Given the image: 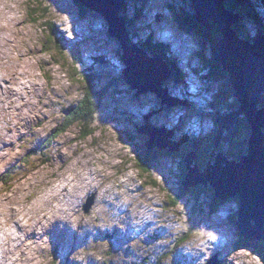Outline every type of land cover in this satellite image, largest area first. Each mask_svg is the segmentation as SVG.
I'll list each match as a JSON object with an SVG mask.
<instances>
[{
	"label": "rangeland",
	"instance_id": "obj_1",
	"mask_svg": "<svg viewBox=\"0 0 264 264\" xmlns=\"http://www.w3.org/2000/svg\"><path fill=\"white\" fill-rule=\"evenodd\" d=\"M243 1L225 3L239 13ZM174 3L182 0H127L120 10L133 43L147 35L163 43L161 60L176 61L184 75L164 86L189 105L160 109L154 93L127 87L120 44L101 14L82 11L75 0H0V74L9 92L3 95L13 101L12 126L0 111V135L12 129L0 152L5 264H204L216 253L220 264H264L255 250L235 245V200L213 211L205 190L182 188L179 156L158 154L147 172L137 163L143 139L136 127L145 120L175 127L174 137L188 134L193 146L212 128L209 103L218 87L203 76L196 39L170 16ZM99 56L113 64L106 74L94 67ZM85 69L113 86L98 101L90 135L72 121L86 98L79 79ZM7 228L21 245L9 246Z\"/></svg>",
	"mask_w": 264,
	"mask_h": 264
},
{
	"label": "water",
	"instance_id": "obj_2",
	"mask_svg": "<svg viewBox=\"0 0 264 264\" xmlns=\"http://www.w3.org/2000/svg\"><path fill=\"white\" fill-rule=\"evenodd\" d=\"M75 1L105 18L108 34L120 44L123 80L134 95L154 93L160 109L189 105L164 86L171 82L172 72L162 57L128 43L125 16L119 12L125 7L124 0ZM170 8V16L179 28L196 39L194 49L207 64L208 71L216 72L217 92L226 93L230 86L237 104L233 108L210 111L216 129L209 158L201 167L196 151L187 150L182 160L186 171L180 180L181 186L184 189L209 186L214 197L222 201L236 197V234L248 243H264V33H257L253 20L245 16L244 26L252 30H248L252 38L240 36L234 26L242 23V13L231 10L225 0H182V3L170 4ZM242 118L249 124L246 150L238 158H229L218 148L224 134ZM136 128L146 137L147 150L180 152L189 139L188 134L173 138L175 127L168 131L165 126L144 123ZM89 204L85 203V211ZM204 264H220L217 253L209 256Z\"/></svg>",
	"mask_w": 264,
	"mask_h": 264
},
{
	"label": "trees",
	"instance_id": "obj_3",
	"mask_svg": "<svg viewBox=\"0 0 264 264\" xmlns=\"http://www.w3.org/2000/svg\"><path fill=\"white\" fill-rule=\"evenodd\" d=\"M126 1L127 0H125V5H126ZM76 3L80 6L82 11L88 10L87 7L83 6L82 4H80L78 2H76ZM236 7H235L236 10L238 9L240 11V13H242V15H241L242 23L239 22L237 24V26H234L235 30L239 33L240 36H243L246 38H249V37L252 38L249 35L248 30L244 26V17L245 16H248L249 18H251L253 20V22L256 26L257 33H259V32L264 33V0H244L243 3H241V4H239L237 2ZM122 14H123V12H122ZM133 35H134V33H133ZM133 35L130 34V36H129V38H131V40L129 39V41H128L129 44L133 43V39H132ZM135 35H137V33H135ZM153 36H154V34L152 35V37ZM147 38H148V35H147V37L145 36L144 38L140 37V38H138V41H140L141 44L139 42H137V43L139 45H142L143 47L149 46L151 49H152L151 45L154 46V49H152V50L159 52L163 57L164 56L163 46H166V45H164L162 43L163 46L158 47V46L154 45L153 42L150 45L149 42L147 43ZM143 40H145V41H143ZM118 52L120 54V46L119 45H118ZM170 64H171V69H172V76L175 77L174 79H172L173 82L175 83V82H178L179 80L184 81L185 80L184 75L182 73H180L181 70L178 68L176 61H173ZM204 64L206 67V72L203 73V76L206 79H208V81H211L213 84L216 81V79H215L216 72H214V73L211 71L209 72L208 68H207V64L205 62H204ZM96 66L98 67V69H100L102 74H106L107 71H110L112 69L113 64L111 62H109L108 59L100 58V56H99L95 60L94 67H96ZM173 66H175V69ZM189 69L191 71L195 70L192 67H190ZM90 70L91 69L82 70L83 73H82L81 78H79V79L83 82L82 88H83L84 93L86 94V98L77 107V109L74 112V116L72 117L73 122H75V123L80 122V128L83 129L87 135H90L93 133L92 131L87 130V129H89L91 126H93L97 122V119H96L97 118V110L100 107V105L98 104V101L100 99L103 100L109 94H113V92L111 91V88L113 87L112 83H110L109 80L103 81L102 78H100V77L95 81L94 76L99 74V73L94 72V71L91 73ZM117 70H118V67H117ZM178 70H179V73L177 72ZM186 74L188 75V70H187ZM90 75H93V76H90ZM99 82L102 83L101 86H97V83H99ZM217 91L218 90L216 89L214 92V95L211 94V96L213 95V98H212V101L209 103L210 106L213 107V110L218 109L219 107H220V109L221 108L224 109L226 107L233 108L237 105L236 100L232 96V90H231L230 86H229V90L226 93L220 94V92H217ZM207 103H208V101H207ZM219 103H221V105ZM152 110H153V107H152ZM213 110H211V112ZM68 113H71V116H72L73 110L69 109ZM211 115H212L211 117L213 119V113H211ZM149 122L150 121L145 120V123H149ZM212 122H213L212 127L214 126V128H210L211 131H209V133H207V135H206L205 140L207 141V144L205 145V147H206L205 149L202 147H198V145L193 146V144L188 142V144L186 143V146L184 147L183 151H180V152H169L168 150L158 151L156 149L155 150H147L144 146V142L146 140V137L139 133V135L143 139V143L141 142L140 144H138L140 147L139 146L136 147L137 151H138L137 157L139 160L137 159V163H138L139 167L146 172L150 171L149 165L153 160H155V158L158 156V154L159 155L164 154V155H168V156H179L180 160L182 162L183 157H184V153L187 150H190L191 148H193L196 151V154L198 156L197 161H198L199 165L201 167H203L209 158V152L211 151L212 146H213L211 139H212L213 134L215 133V129H216L215 126L216 125H215L214 119ZM248 135H249V125L242 118L238 125L234 126L230 131H228L224 134L219 147H220V149H222L224 151V153L228 157L238 158L240 156V154L242 152H245V150H246L245 142L248 138ZM199 140H200V138H199ZM180 166L182 167V172L180 173V177L182 178V176L185 174L186 170H185L184 164L182 165V163H181ZM201 189L205 190L209 196H212V201H210L209 204H210L211 208L213 209V211H217L216 208H217L218 204L220 205V204L224 203V201L228 200V199H226V200L222 201V200L215 198L213 195V190L209 186L204 187L202 185H199L195 188H191V190H193L195 193L200 192ZM236 202L238 204V199ZM235 218H236V212H235V215L233 216L234 224H235ZM237 233H238V231H237ZM235 245H239V247H241V248H251L252 250H255V252H257L261 258L264 257V243H262V242L248 243L241 236H238V241L236 242Z\"/></svg>",
	"mask_w": 264,
	"mask_h": 264
},
{
	"label": "bare ground",
	"instance_id": "obj_4",
	"mask_svg": "<svg viewBox=\"0 0 264 264\" xmlns=\"http://www.w3.org/2000/svg\"><path fill=\"white\" fill-rule=\"evenodd\" d=\"M120 12V11H119ZM130 36V34H128V37ZM138 38H140V37H138ZM130 40H131V38H129ZM152 44V42L150 43V45ZM130 45H135V46H137V40H134V43H131ZM151 47H152V49H154V46H152L151 45ZM155 51V50H154ZM164 60H165V58H163ZM165 62H166V64L168 65V68L170 69V71L172 72V69H171V62L170 61H167V60H165ZM173 65V64H172ZM174 67V69H175V66H173ZM15 72V71H14ZM177 72H179V71H177ZM14 75V74H13ZM1 74H0V84L2 83V85H0V111H1V113H2V115L5 117V119L7 120V124L9 125V123H11V126L13 125V122H11L12 121V119L10 118L12 115H11V113H10V109L12 108V102L13 101H11V98L10 99H5V97H4V95L3 94H7V93H9L8 91H5V90H3L4 89V83H5V81H3L2 80V78H4V77H2L1 78ZM20 95V94H19ZM12 96H13V92H12ZM14 97V96H13ZM177 107V106H176ZM151 121H152V119H150ZM144 121V120H143ZM154 124V123H153ZM17 126V125H16ZM9 127H10V125H9ZM12 129L11 128H9L8 129V131H7V133L6 134H1L0 135V145L2 144V146H0V152H1V150L2 151H4V147L6 146V141H7V136L12 132L11 131ZM175 136V135H174ZM173 138H175V137H173ZM233 200V199H232ZM15 216H17V214H13L12 213V217H15ZM19 221V223L16 221V226H18V228H20L21 229V226L23 225V219H19L18 220ZM1 225V224H0ZM1 227V226H0ZM7 230H9V231H11L9 228H7ZM9 238H8V240H7V243L9 244V246L11 247L12 246V244H15V243H17L16 244V246H18V245H21L22 243H18L19 242V240L21 239L17 234H15V232L14 231H11L10 233H9ZM237 251H238V249H236ZM10 259V257L8 256V260ZM3 262V264H5L6 263V261L4 260L3 261V255H1L0 256V263H2ZM8 262V261H7Z\"/></svg>",
	"mask_w": 264,
	"mask_h": 264
},
{
	"label": "flooded vegetation",
	"instance_id": "obj_5",
	"mask_svg": "<svg viewBox=\"0 0 264 264\" xmlns=\"http://www.w3.org/2000/svg\"><path fill=\"white\" fill-rule=\"evenodd\" d=\"M173 78V77H172ZM157 100V99H156ZM212 124H213V122H211ZM212 124H211V126H212ZM212 128H214V127H212ZM211 131V130H210ZM203 137V138H202ZM201 138L203 139V142H201V140L199 141V144H197L198 145V147H202V146H204V145H206L207 144V141L205 140V138H206V135H203V136H201ZM186 146V144H184L183 146H182V148H184ZM220 148V147H219ZM181 170H182V167H181ZM182 172V171H181ZM234 200L235 199V201H237V199L235 198V197H233V198H230V199H228L229 201L230 200Z\"/></svg>",
	"mask_w": 264,
	"mask_h": 264
}]
</instances>
